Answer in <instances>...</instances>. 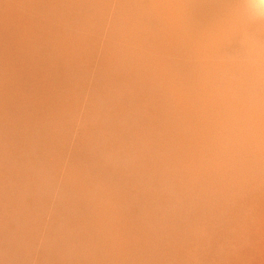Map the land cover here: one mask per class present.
Returning a JSON list of instances; mask_svg holds the SVG:
<instances>
[{"label": "bare ground", "instance_id": "bare-ground-1", "mask_svg": "<svg viewBox=\"0 0 264 264\" xmlns=\"http://www.w3.org/2000/svg\"><path fill=\"white\" fill-rule=\"evenodd\" d=\"M55 188L31 264H264V0H0V264Z\"/></svg>", "mask_w": 264, "mask_h": 264}, {"label": "rangeland", "instance_id": "rangeland-1", "mask_svg": "<svg viewBox=\"0 0 264 264\" xmlns=\"http://www.w3.org/2000/svg\"><path fill=\"white\" fill-rule=\"evenodd\" d=\"M56 189L57 188L51 189L50 194L45 198H32L30 200V202L34 200L33 213L30 220L32 226L30 228L35 234L38 235V237L36 239V244L32 249V251L28 255H25L21 261L17 262V264H31L33 259L37 257V243L39 238H42V232L45 225V218L46 215L50 212L49 208L54 203V194H55L54 192ZM45 201H47V204H46L44 218L41 222V225L37 228L35 225V220L38 217L37 211L45 203ZM70 205H73V203H70ZM69 209L74 214L75 212L74 209L72 208ZM72 229L73 231L76 230L79 231L75 227H72ZM49 230L51 229L49 228ZM66 236H68L69 238H73L74 235L71 231H67ZM77 249H80V251L77 252L76 251ZM59 254L60 257L59 260L57 261L58 264H99L96 254L94 253V251L89 250L87 248V244L84 241L80 242L79 244H76L74 241L71 240L65 241L62 244V246L59 248ZM110 263H111V259L107 257L104 264H110Z\"/></svg>", "mask_w": 264, "mask_h": 264}]
</instances>
